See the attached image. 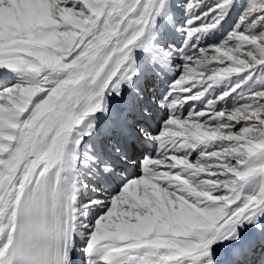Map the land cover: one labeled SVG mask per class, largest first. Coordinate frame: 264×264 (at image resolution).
Masks as SVG:
<instances>
[{"label": "snow or ice", "instance_id": "1", "mask_svg": "<svg viewBox=\"0 0 264 264\" xmlns=\"http://www.w3.org/2000/svg\"><path fill=\"white\" fill-rule=\"evenodd\" d=\"M0 264H264V0H0Z\"/></svg>", "mask_w": 264, "mask_h": 264}]
</instances>
